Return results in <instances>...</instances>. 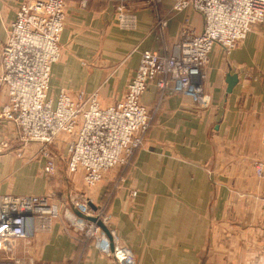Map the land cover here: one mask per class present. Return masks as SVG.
Instances as JSON below:
<instances>
[{"label": "crops", "instance_id": "1", "mask_svg": "<svg viewBox=\"0 0 264 264\" xmlns=\"http://www.w3.org/2000/svg\"><path fill=\"white\" fill-rule=\"evenodd\" d=\"M22 1L0 0V58ZM174 1L162 0L156 8L134 0L138 27L130 31L119 27L110 0L86 6L67 0L50 96L65 88L72 95L97 92L103 107L121 100L143 51L169 55L184 32L202 30V14L192 8L172 12ZM156 12L167 18L163 34ZM204 71L205 104L173 92L159 101V87L150 82L141 101L153 110L151 125L120 182L113 183L119 174L114 170L96 188L84 185L74 194L106 207L112 239L128 247L138 264H264V177L255 171L263 154L264 23L254 24L229 53L215 44ZM2 73L0 64V111L8 101ZM230 74L238 76L231 92ZM18 140L15 125L0 118V193L57 192L41 145ZM74 177L83 179L81 173ZM5 261L119 264L60 220L29 240L8 242L0 264Z\"/></svg>", "mask_w": 264, "mask_h": 264}, {"label": "built area", "instance_id": "2", "mask_svg": "<svg viewBox=\"0 0 264 264\" xmlns=\"http://www.w3.org/2000/svg\"><path fill=\"white\" fill-rule=\"evenodd\" d=\"M90 1L79 0L82 6ZM110 1L115 4L119 27L136 30L134 0ZM161 1L146 0L156 8ZM66 3L67 0H24L20 4L1 51V82L8 101L0 111V118L15 125L21 142H41L42 155L47 160L45 172L49 176L58 172V160L48 146L60 134H69L67 170L81 173L88 189L96 188L109 170L130 164L143 145L153 110L142 103L141 97L150 82L156 81L159 87V101L173 92L205 104L208 98L204 70L215 44L231 52L254 24L264 23V0H175L172 12L192 8L202 14V30L184 32V39L169 55L143 51L125 96L103 107L97 92L81 90L72 95L62 88L56 98L49 94L52 67L62 55ZM156 13L157 27L163 34L167 18ZM262 146V157L255 164L260 177H264V128ZM136 195L134 190L132 196ZM63 197L58 198L55 193H0V256L8 242L29 240L36 232L50 231L54 222L60 220L65 228L80 231L104 256L119 264H138L128 247L119 244L114 235L112 239V215L103 204H96L90 197L69 196L67 200Z\"/></svg>", "mask_w": 264, "mask_h": 264}, {"label": "rangeland", "instance_id": "3", "mask_svg": "<svg viewBox=\"0 0 264 264\" xmlns=\"http://www.w3.org/2000/svg\"><path fill=\"white\" fill-rule=\"evenodd\" d=\"M24 1V0H23ZM22 1V2H23ZM21 2V3H22ZM256 26V25H255ZM229 53V52H228ZM61 59V57H60ZM59 59V60H60ZM58 60V61H59ZM57 61V62H58ZM204 83V82H203ZM85 91V90H84ZM20 140V139H19ZM18 140V141H19ZM71 140V136L67 133H62L60 134L57 139L54 141L55 143L50 144L48 146L49 150L54 154V156L57 158L58 160V172L53 175L50 176L52 177V179L56 182H58V189L57 192H55L56 196L58 198H61L62 196H65L66 199L69 198V196H74V194L76 193H80L81 188H84L85 183L83 182V179L81 180L80 178H75L74 175L78 174V173H70L67 170V162H66V158H67V153H68V149H67V145L69 143V141ZM21 142V141H20ZM23 143V142H21ZM66 148L67 151L64 149ZM43 146L41 145L40 148H38L39 153H41ZM44 156V155H42ZM45 157V156H44ZM63 163L66 166V176H63L62 174V167H63ZM131 164V163H130ZM130 164L128 165H119L116 166L115 168L109 170L108 172H106L107 174L110 173L111 171L117 170L118 171V176L115 178V181H113V183L115 184V186L120 182V178H121V171L128 167ZM105 177V176H104ZM118 178V179H117ZM104 178L102 181H100L99 183L103 182ZM67 183V184H66ZM98 183V184H99ZM114 186V187H115Z\"/></svg>", "mask_w": 264, "mask_h": 264}, {"label": "water", "instance_id": "4", "mask_svg": "<svg viewBox=\"0 0 264 264\" xmlns=\"http://www.w3.org/2000/svg\"><path fill=\"white\" fill-rule=\"evenodd\" d=\"M228 82H229L228 91L231 92L232 89H233V86L238 82L237 74H230ZM28 143L29 144L30 143H35V144H38V145H42L41 142H28ZM62 174H63V176H66V166H65L64 163H63V167H62ZM105 230L108 231V229H106V228H105ZM108 233H109V231H108Z\"/></svg>", "mask_w": 264, "mask_h": 264}]
</instances>
